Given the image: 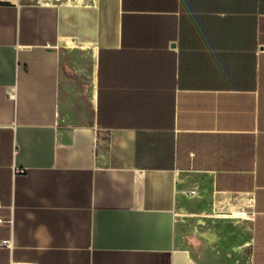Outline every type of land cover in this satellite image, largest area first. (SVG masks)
I'll return each mask as SVG.
<instances>
[{"label": "crops", "instance_id": "0c3cea01", "mask_svg": "<svg viewBox=\"0 0 264 264\" xmlns=\"http://www.w3.org/2000/svg\"><path fill=\"white\" fill-rule=\"evenodd\" d=\"M185 198L264 264V0H0V264H202Z\"/></svg>", "mask_w": 264, "mask_h": 264}, {"label": "rangeland", "instance_id": "374dc122", "mask_svg": "<svg viewBox=\"0 0 264 264\" xmlns=\"http://www.w3.org/2000/svg\"><path fill=\"white\" fill-rule=\"evenodd\" d=\"M236 203L221 200L210 207L203 201L188 198L180 201L177 219L181 245L192 248L202 264H251L249 209L245 210L246 204L242 209ZM240 210H245L247 216L232 215ZM204 233L216 235L217 241L211 242Z\"/></svg>", "mask_w": 264, "mask_h": 264}, {"label": "bare ground", "instance_id": "6f19581e", "mask_svg": "<svg viewBox=\"0 0 264 264\" xmlns=\"http://www.w3.org/2000/svg\"><path fill=\"white\" fill-rule=\"evenodd\" d=\"M208 215V214H207ZM233 216H247V213L245 210H240V211H235L234 214L232 213ZM219 216V215H218ZM221 216V215H220ZM223 217H227V215H224ZM250 218V217H249ZM201 220V219H200ZM202 224H204V221H201ZM207 235L206 233H204ZM208 239H210L211 242H216L217 241V236L214 234H209L207 235ZM206 239V238H205Z\"/></svg>", "mask_w": 264, "mask_h": 264}, {"label": "built area", "instance_id": "2783aa9c", "mask_svg": "<svg viewBox=\"0 0 264 264\" xmlns=\"http://www.w3.org/2000/svg\"><path fill=\"white\" fill-rule=\"evenodd\" d=\"M189 194L192 195V196L196 195V190L193 189Z\"/></svg>", "mask_w": 264, "mask_h": 264}]
</instances>
